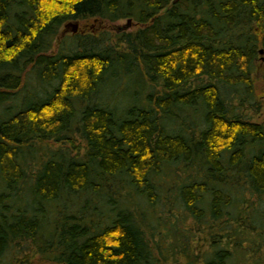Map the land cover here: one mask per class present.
<instances>
[{"label": "trees", "instance_id": "16d2710c", "mask_svg": "<svg viewBox=\"0 0 264 264\" xmlns=\"http://www.w3.org/2000/svg\"><path fill=\"white\" fill-rule=\"evenodd\" d=\"M261 59L264 0H0V264H264Z\"/></svg>", "mask_w": 264, "mask_h": 264}, {"label": "rangeland", "instance_id": "374dc122", "mask_svg": "<svg viewBox=\"0 0 264 264\" xmlns=\"http://www.w3.org/2000/svg\"><path fill=\"white\" fill-rule=\"evenodd\" d=\"M127 20L126 19H120V20H117L116 22H115V26H117V25H120V26H124L125 28L126 27H129V25L127 26L126 25V22ZM68 23V22H67ZM89 23H91V22H89ZM101 26V25H100ZM99 26V24L98 23H96L95 21H94V23H93V26H88L87 28H89V30L88 31H97L98 30V28L100 27ZM111 28H112V26H111ZM78 29V28H77ZM61 30H62V26L60 27V29H59V31H58V34H57V37H58V39H60V38H62V37H64V34L63 35H61ZM108 30H111V29H108ZM70 31H72L71 30V25L68 27V28H66V31H65V34H66V32H70ZM77 31V30H76ZM73 32V31H72ZM54 46L56 47V44L54 43ZM260 62H261V64H262V66H264V59H261V60H259ZM138 76L134 73L133 75H124V76H122L121 78H122V82H123V85H122V87H123V89H126L127 91H128V89H130L131 90V92H132V94H133V92L134 91H136V93H138V95L137 96H140V98L142 97L143 98V96H144V94H143V91L142 90H140L139 88H140V83H139V81H136L138 78H137ZM141 91H142V93H141ZM117 99H118V96H117ZM123 100L124 101H128V100H130V97H128V96H126V97H124L123 98ZM130 101H132V99L130 100ZM129 101V102H130ZM262 101L264 102V95L262 96ZM258 115H261V117H263L264 116V104H263V106H262V108H261V111L259 112V114ZM254 116H256V114L254 115ZM176 261V260H175ZM180 261V260H179ZM11 264V263H10ZM16 264H20V263H16ZM27 264H53L52 262H50L49 260H44V259H33L32 261H28V263ZM167 264V263H166Z\"/></svg>", "mask_w": 264, "mask_h": 264}, {"label": "water", "instance_id": "95a60500", "mask_svg": "<svg viewBox=\"0 0 264 264\" xmlns=\"http://www.w3.org/2000/svg\"><path fill=\"white\" fill-rule=\"evenodd\" d=\"M126 22H127L126 25L128 26L130 24V18H128ZM67 25H71V30L73 32H75L78 28V21H76V20L75 21H68V23H65V26H67ZM259 52L262 53V49H260ZM168 264H184V263L182 261L176 260V261H172Z\"/></svg>", "mask_w": 264, "mask_h": 264}, {"label": "flooded vegetation", "instance_id": "af4514ba", "mask_svg": "<svg viewBox=\"0 0 264 264\" xmlns=\"http://www.w3.org/2000/svg\"><path fill=\"white\" fill-rule=\"evenodd\" d=\"M61 26H62L61 35L64 34V36H65L66 28H68L70 25L65 26V22H64ZM91 26H93V25H91Z\"/></svg>", "mask_w": 264, "mask_h": 264}]
</instances>
